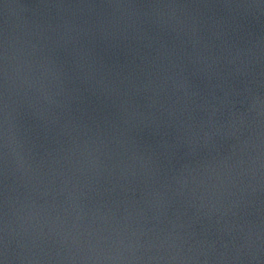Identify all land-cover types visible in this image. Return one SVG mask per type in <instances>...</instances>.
Here are the masks:
<instances>
[{"label":"water","instance_id":"1","mask_svg":"<svg viewBox=\"0 0 264 264\" xmlns=\"http://www.w3.org/2000/svg\"><path fill=\"white\" fill-rule=\"evenodd\" d=\"M0 264H264V0H0Z\"/></svg>","mask_w":264,"mask_h":264}]
</instances>
